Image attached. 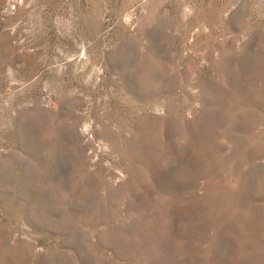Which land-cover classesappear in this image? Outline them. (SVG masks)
<instances>
[{
    "label": "rangeland",
    "instance_id": "1",
    "mask_svg": "<svg viewBox=\"0 0 264 264\" xmlns=\"http://www.w3.org/2000/svg\"><path fill=\"white\" fill-rule=\"evenodd\" d=\"M0 264H264V0H0Z\"/></svg>",
    "mask_w": 264,
    "mask_h": 264
}]
</instances>
